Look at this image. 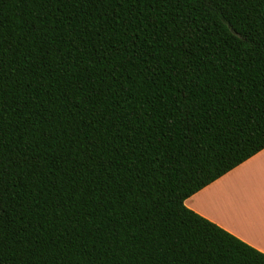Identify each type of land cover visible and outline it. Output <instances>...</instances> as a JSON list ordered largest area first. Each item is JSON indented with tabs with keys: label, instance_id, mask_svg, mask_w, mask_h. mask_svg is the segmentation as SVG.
Here are the masks:
<instances>
[{
	"label": "trees",
	"instance_id": "obj_1",
	"mask_svg": "<svg viewBox=\"0 0 264 264\" xmlns=\"http://www.w3.org/2000/svg\"><path fill=\"white\" fill-rule=\"evenodd\" d=\"M264 148V0H0V264H264L184 201Z\"/></svg>",
	"mask_w": 264,
	"mask_h": 264
},
{
	"label": "crops",
	"instance_id": "obj_2",
	"mask_svg": "<svg viewBox=\"0 0 264 264\" xmlns=\"http://www.w3.org/2000/svg\"><path fill=\"white\" fill-rule=\"evenodd\" d=\"M184 203L264 253V148Z\"/></svg>",
	"mask_w": 264,
	"mask_h": 264
}]
</instances>
